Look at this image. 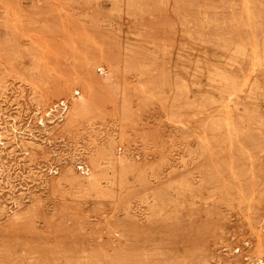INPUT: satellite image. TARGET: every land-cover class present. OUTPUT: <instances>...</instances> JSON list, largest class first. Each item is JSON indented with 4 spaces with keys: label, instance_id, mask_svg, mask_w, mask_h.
<instances>
[{
    "label": "bare ground",
    "instance_id": "1",
    "mask_svg": "<svg viewBox=\"0 0 264 264\" xmlns=\"http://www.w3.org/2000/svg\"><path fill=\"white\" fill-rule=\"evenodd\" d=\"M3 1L0 7L15 16ZM111 2L117 16L126 4L134 10L129 16L149 9L174 17L178 28L165 23V29L180 30V39H151L135 27L124 40L123 28L96 25L111 47H97L96 72L88 73L89 50L80 71L46 85L51 51L37 53L48 47L43 31L14 27L2 38L0 29V59L22 45L38 60L29 72L0 68V96L9 79L24 82L15 112L0 108V264H210L214 258L264 264V242L257 240L264 226V192L258 193L264 189V0ZM102 70L113 90L95 85ZM84 74L85 99L76 85ZM154 77L156 84L145 81ZM29 104L37 108L33 123L25 120ZM153 104L161 108L157 119L142 122L141 108ZM132 137L141 146L130 148ZM194 143L204 154L219 150L228 159L225 174L209 172L213 185L202 197L205 207L176 184L179 166L184 172L198 168ZM106 205L122 216L110 220ZM237 206L244 208L245 227L232 231L230 225L242 224ZM186 222L203 226L208 242L198 243L199 233L185 235ZM224 226L235 235L226 250L215 247ZM195 254H202L199 262Z\"/></svg>",
    "mask_w": 264,
    "mask_h": 264
},
{
    "label": "rangeland",
    "instance_id": "2",
    "mask_svg": "<svg viewBox=\"0 0 264 264\" xmlns=\"http://www.w3.org/2000/svg\"><path fill=\"white\" fill-rule=\"evenodd\" d=\"M3 2L9 4L10 8L16 12V15L11 16L5 12L6 10L3 7H0V29H1L2 38L6 33V29L14 28V27L40 28L43 31V35L46 37L45 42L47 43L48 47L40 48V50L37 53L40 55L42 53L41 51H43L44 49L47 50L50 49L51 51V53L49 52L47 53V58H46L48 61V67L51 69L50 71L51 74L45 71L46 74H44L45 77H43L44 79L43 81L46 82V85H50V83H55V84L62 83V81L66 79V77L70 75H74V73H77L76 71H80L81 70L79 68L80 60L82 59L84 53L89 50L94 54V59L92 60L89 66L88 73L93 74V71L96 72V70L99 68L98 64L101 54L100 52L98 53L97 47L103 44L102 47L106 51L111 48V47L107 48L110 45L109 43H104V41H102L103 38L100 32L95 28L96 25H99L101 28H108L112 23L118 27L123 28L122 35L124 40H127L126 36L128 32H130V29L135 27L144 28L145 35L150 37L151 39L159 37L166 40H170L175 37H178V39H180L181 36L180 30H178L177 32H170L168 31V29H165V23L167 25H171V28L174 31L178 28L179 26L178 21L174 17H170V16L168 17L164 14L161 15L157 12H152L149 9H147L146 13L143 15L140 12H133L132 13L133 15L129 16L125 13H127V11L130 12L134 10H129L126 4H124L123 7L120 8L123 12L122 13L123 15L117 16L116 7L112 4L111 0H4ZM148 10L152 13L147 14ZM93 20H97L95 25L92 24ZM172 25H174L176 28L175 27L173 28ZM177 46L178 45L176 46L174 45L175 52L178 50ZM27 49H30V47H24L22 45L15 47L14 48L15 53L13 55L10 56L6 55L4 58L0 59V68L3 69L5 66L6 67L14 66L17 69L23 71L25 70L26 72H29V70L32 71L34 68H36V66H38V60L35 59V57L29 55ZM148 52H150L152 55L156 54V50L153 48L152 45H150V47L148 48ZM102 71L103 72L100 71L101 74L100 72H98L99 77L94 82L95 85L107 89L111 88L113 90L114 86L111 84L110 79L106 75V72L104 70ZM79 78L80 80H77V84H76L77 89L79 90L78 92H80V98L85 99L88 96V88L87 85L85 86L84 82L82 81L86 79V76L85 74L80 75ZM38 79L37 81L40 80ZM148 80L150 82H155V84L158 82L157 77H154L152 79H145V81ZM136 83L137 85L140 84L138 81H136ZM23 84L24 82H20V80L18 79L17 80L9 79V81L6 83L5 86L7 87L6 93L0 96V108L3 109L5 113L7 112L10 113L12 111L15 112L14 109L18 107L17 105L19 103L17 101H21V99L20 100L18 99V95L20 90L24 89ZM65 93L66 94H64V98H63L65 100V104H71L72 97L70 96L69 93L67 92ZM203 95H204L203 91L197 93L198 98H201ZM118 97L121 99L122 95L119 94ZM27 107H30V109L27 111V114H25L26 115L25 120L33 123L34 121H36V118L38 117L35 114L37 108L35 105L33 106L31 104H29ZM160 110L161 108L158 105H154V104L152 106H148V108L147 107L141 108L139 112V119L142 122L154 121L155 119H157L158 112ZM27 116L31 120H29ZM141 116L145 118L143 119ZM168 131H171V129H169ZM131 140L132 142L130 144V148L134 149L135 147L141 146L139 139L134 140L132 137ZM194 147L195 148L193 150L195 151L193 152V158L195 159L196 157L195 160L197 161L198 168L195 170L189 169L188 171L184 172L182 168L179 166L177 173L178 175H176L177 177L176 181L178 182H176V184H178V186L179 184L181 185L184 184L183 187L185 189L187 188L191 189V191L197 195L196 199L201 198V200L199 199L198 202L200 201L202 202V197L204 198L208 196V194L211 192V187L213 185L212 181L210 180V173H212L211 175L217 173L225 174L227 172L226 167L228 164V159L226 154L222 151L217 150L216 152L213 153L214 155L213 156L212 154L209 153V151H207L206 154H204L202 149L197 148L196 150V147L198 146L195 143H194ZM170 151H172L171 152L172 155L178 154L177 151L173 152V148H171ZM224 156L226 157V159ZM207 158H209L210 160ZM215 158H219V161H217L218 159ZM204 159H206V161ZM207 160L210 164L207 162ZM221 163L222 165L224 164L223 167ZM239 163L241 165L242 170L248 168L246 167V161L244 158L239 159ZM208 165H213V166L210 167ZM257 166L258 164L256 163L255 167ZM202 168L204 169L202 170ZM203 171H206V173ZM182 173L186 174L185 175L186 177ZM188 180L193 184H191ZM259 190L260 191L258 193L264 192V189L263 190L259 189ZM202 204L204 207L206 206L204 202H202ZM193 207L195 208L198 206L193 205ZM204 207L202 209H204ZM106 208L108 210V216H109L108 218H110V220L113 219L118 220L122 216V211L120 209L114 210L111 205L109 206L106 205ZM109 213H111L112 215ZM234 213L237 216V218H240L242 224L235 223V225H230L229 230L232 231H234V229H237V227H241V226L245 227L244 208L237 206ZM161 225L166 227L167 224L165 221H162ZM224 227L226 228V230L224 231L223 237L221 236V234H218L217 237L219 238V240L217 244H215V247L218 249H221L222 247L224 248V250H226L227 249V248L225 249L226 244H228V246L230 247H234L233 240L235 235L232 234L233 233L232 231L231 232L228 231L226 226ZM258 227L259 228L257 232L259 233H257L258 234L257 240L263 243L264 226L259 225ZM203 228L204 227L202 226V227H198L197 229H194L193 227H191L190 223L186 222L184 224L183 231L185 235H193L199 233L197 235H199L200 237L195 240H197L198 243H201V245H204L208 242L206 239L207 236H209L208 234L209 232L203 231ZM238 237L243 239L242 232L238 234ZM211 238L212 237H209L210 240ZM181 242H182L181 244H183V240ZM182 246L183 245H180L179 248L180 252L185 250V246L183 247ZM228 255L231 256L232 253L230 252L228 253ZM201 256L202 254H195L194 257L192 256L194 262H199ZM210 264H221V262H218V259L214 258L211 260Z\"/></svg>",
    "mask_w": 264,
    "mask_h": 264
}]
</instances>
